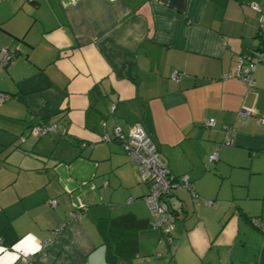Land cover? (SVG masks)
Wrapping results in <instances>:
<instances>
[{
    "label": "crops",
    "instance_id": "crops-1",
    "mask_svg": "<svg viewBox=\"0 0 264 264\" xmlns=\"http://www.w3.org/2000/svg\"><path fill=\"white\" fill-rule=\"evenodd\" d=\"M261 15L264 0H0V264H146L140 238H161L124 146L135 122L193 185L167 197L160 264H264V54L253 86L234 73L260 55Z\"/></svg>",
    "mask_w": 264,
    "mask_h": 264
},
{
    "label": "built area",
    "instance_id": "built-area-1",
    "mask_svg": "<svg viewBox=\"0 0 264 264\" xmlns=\"http://www.w3.org/2000/svg\"><path fill=\"white\" fill-rule=\"evenodd\" d=\"M254 8L259 11L260 7L254 5ZM260 27H264V15L259 18ZM8 52L4 51L3 60L8 59ZM244 56H239L238 63L235 67L234 73L241 76L248 86H253L254 81L251 77V72L253 71L255 64L257 62L256 57H248L247 60ZM231 73H224L223 76H229ZM172 79L177 78V72L171 74ZM6 99V94L0 92V103ZM247 113H250L248 109H244ZM209 126H213L215 121L213 118H209L206 122ZM53 125L40 124L32 125L30 127V132L32 134H43L51 130ZM230 129H226V136L229 137ZM124 146L131 156V158L136 162L139 168L140 179L145 181L148 185V191L143 195V200L148 208L150 214V221L152 226L161 227V223L164 220H169L170 223L162 228L165 236L170 240L172 224L174 219L173 211L170 210L167 202V197L171 194L172 188L177 185L175 178L170 173L167 164L160 158L159 152L150 138L147 131L139 123L135 122L124 139ZM217 157V150H213L208 158L209 160H214ZM178 183L183 187L192 190L193 185L188 180L186 174H181L176 177ZM56 200H52L51 203L54 204ZM76 216H80V213H76ZM158 253H155V257ZM20 259L24 264H32V258L29 255H20ZM146 264H154V260H151L150 256L144 257Z\"/></svg>",
    "mask_w": 264,
    "mask_h": 264
},
{
    "label": "trees",
    "instance_id": "trees-1",
    "mask_svg": "<svg viewBox=\"0 0 264 264\" xmlns=\"http://www.w3.org/2000/svg\"><path fill=\"white\" fill-rule=\"evenodd\" d=\"M259 32H258V37L260 38V41H259V45H261V47H259L258 46V50H259V54L260 55H258V57H256V56H254L255 54L253 53V52H251V53H249V57H256L257 59H260V57H262V55L264 54V37L262 36L263 34H262V27H260V25H259ZM263 38V39H262ZM242 56H244L245 58H246V55H242ZM9 58H10V56H8V60H9ZM244 58V59H245ZM7 60V61H8ZM4 64H6V62L4 63ZM2 93H4V94H6L7 92H2ZM8 96H9V94H6V98H8ZM173 177H175V176H173ZM55 200V199H54ZM77 213H80V215H81V212L80 211H78ZM250 221L254 224V225H256V226H258V224H257V220L256 219H254V218H250ZM146 223L147 224H149V225H152L151 224V221H150V218H148V220L146 221ZM261 226V224H259V227ZM112 228H111V226H106V230H104V232H105V234H104V242L103 243H105V244H110L111 246H115V249H118L119 251H120V249L118 248L119 246H117V245H114L115 243L117 244V238L118 237H115L114 238V234H112ZM158 230H159V238H161V239H163L164 240V242H166L167 244H169L170 242H171V239L169 240L166 236H165V233L163 232V230H162V228L161 227H158ZM103 231V230H102ZM172 236V235H171ZM109 238V239H108ZM113 254L115 253V252H112ZM111 252H110V250L109 251H107L106 252V254H108L109 256L112 254ZM145 256H149V255H145ZM107 260H109V258H108V256H107ZM145 260V259H144Z\"/></svg>",
    "mask_w": 264,
    "mask_h": 264
},
{
    "label": "rangeland",
    "instance_id": "rangeland-1",
    "mask_svg": "<svg viewBox=\"0 0 264 264\" xmlns=\"http://www.w3.org/2000/svg\"><path fill=\"white\" fill-rule=\"evenodd\" d=\"M1 68H3L2 67V65H0V69ZM1 74V73H0ZM0 92H2L1 90H0ZM11 98H17V96H13V97H11ZM27 130H29V127L27 128ZM166 224H167V222H164V224H163V226H162V228H165L166 227ZM153 228H152V230H155L156 232H157V234H158V229H157V227H155V226H152ZM151 230V228H148V229H144V230H148V231H150ZM155 232V233H156ZM171 235H172V233H171ZM144 240V241H143ZM163 242H162V241ZM161 240H157V238H156V242L154 241V238H147V240L146 239H142V238H140V241H141V243H143V246H142V248L140 249V252L141 253H145L146 251H144V250H142V249H144L145 247L147 248V249H150L149 250V252H147V254H149V256H150V258H151V260H154L155 259V262H156V264H160L161 263V261L163 260V257L161 258V256L159 255V250L161 249V248H164L163 246V243H164V240L163 239H161ZM146 243V245H144ZM157 247V248H156ZM155 248L156 249H158V250H156V252H155ZM161 251V250H160ZM158 252V256H156L157 258H155V253H157ZM145 257V256H144ZM140 259V258H139Z\"/></svg>",
    "mask_w": 264,
    "mask_h": 264
},
{
    "label": "bare ground",
    "instance_id": "bare-ground-1",
    "mask_svg": "<svg viewBox=\"0 0 264 264\" xmlns=\"http://www.w3.org/2000/svg\"><path fill=\"white\" fill-rule=\"evenodd\" d=\"M174 178H175V181L177 182V185H179L177 178L176 177H174Z\"/></svg>",
    "mask_w": 264,
    "mask_h": 264
}]
</instances>
